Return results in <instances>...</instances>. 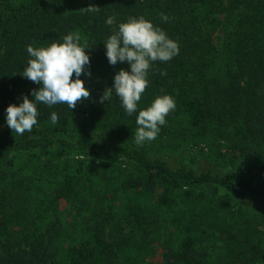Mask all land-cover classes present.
Here are the masks:
<instances>
[{
	"label": "trees",
	"instance_id": "trees-1",
	"mask_svg": "<svg viewBox=\"0 0 264 264\" xmlns=\"http://www.w3.org/2000/svg\"><path fill=\"white\" fill-rule=\"evenodd\" d=\"M130 17L179 46L132 115L114 90L99 102L130 71L104 47ZM73 32L91 47L90 99L38 104L32 131L12 132L7 107L39 87L22 76L27 46ZM162 95L175 109L137 144L139 111ZM0 264H264V0H0Z\"/></svg>",
	"mask_w": 264,
	"mask_h": 264
},
{
	"label": "clouds",
	"instance_id": "clouds-1",
	"mask_svg": "<svg viewBox=\"0 0 264 264\" xmlns=\"http://www.w3.org/2000/svg\"><path fill=\"white\" fill-rule=\"evenodd\" d=\"M99 10L94 4L85 8V11L93 13ZM162 19L167 21L168 17L164 15ZM115 23L112 16L106 20L108 25ZM81 39L79 33L73 32L65 35L62 42H53L46 47L27 46L31 58L22 76L39 87L31 90V98L24 95L18 106L10 104L7 107L6 123L12 132L23 135L32 131L38 122V104L49 107L66 104L72 110L81 101L90 99V90L80 77L91 76V72L86 71L90 64L86 49L91 47L86 42L81 44ZM104 47L110 65L126 62L130 71L121 68L114 76L113 86L105 88L99 102L103 104L108 101L114 90L128 115L137 112L138 102L149 84L147 77L152 64L156 61L167 62L179 54L178 43L144 17H130L127 22L120 23L107 38ZM175 107L170 95H162L157 96L150 106L140 110L136 118L135 142L143 144L154 140L160 127L165 125L167 115ZM51 122H58L55 112L51 114Z\"/></svg>",
	"mask_w": 264,
	"mask_h": 264
},
{
	"label": "rangeland",
	"instance_id": "rangeland-1",
	"mask_svg": "<svg viewBox=\"0 0 264 264\" xmlns=\"http://www.w3.org/2000/svg\"><path fill=\"white\" fill-rule=\"evenodd\" d=\"M166 151H168V150H166ZM164 152H165V151H164ZM164 152H163V153H164ZM180 154H181V153H178V152H177V153H175V152H173V153H171V152H166L165 155H167V156L170 155L174 161H176V160L179 161V160H180V156H181ZM182 154L184 155V158H183L182 161H185V160L187 161V160H188V157H186V156H187L188 154H187V155H185L184 153H182ZM190 155H192V153H190ZM185 157H186V158H185ZM189 158H190V157H189ZM61 206H62L63 211H67V209H68V208H67V204H64V203H63ZM250 208H251V207H250ZM65 214H66V213H65ZM156 252H157V256H156V257H159V255H160V249H159L158 247H157V251H156Z\"/></svg>",
	"mask_w": 264,
	"mask_h": 264
}]
</instances>
